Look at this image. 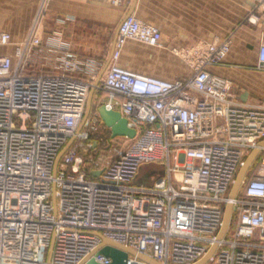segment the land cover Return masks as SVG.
I'll return each instance as SVG.
<instances>
[{"label": "built area", "instance_id": "built-area-1", "mask_svg": "<svg viewBox=\"0 0 264 264\" xmlns=\"http://www.w3.org/2000/svg\"><path fill=\"white\" fill-rule=\"evenodd\" d=\"M40 1L9 54L1 47L11 36L0 32V264H110L98 252L106 244L159 264H264V147L229 199L245 159L264 141V104L240 101L232 81L208 69L224 64L230 38L181 51L193 71L165 80L119 65L127 41L161 44L158 28L124 15L101 89L103 105L136 135L112 138L98 113L86 118L98 86L75 75L81 63L67 46L49 68H33L50 0ZM263 14L264 0H255L246 20ZM256 68L264 71V42ZM106 137L111 154L95 157ZM150 163L162 174L150 186L136 183ZM124 264L147 263L128 255Z\"/></svg>", "mask_w": 264, "mask_h": 264}, {"label": "crops", "instance_id": "crops-1", "mask_svg": "<svg viewBox=\"0 0 264 264\" xmlns=\"http://www.w3.org/2000/svg\"><path fill=\"white\" fill-rule=\"evenodd\" d=\"M21 1L33 6L37 0ZM111 1L51 0L47 14L55 19L54 35L48 30L43 32L44 45L36 49L32 56L33 68H49L60 52L57 49L60 45L67 46L81 66L92 64L107 46L105 63L108 65L118 22L130 13L140 21L155 26L161 33L157 51L141 54L151 63L165 66V63L178 62L172 59L173 52L230 38L231 47L224 64L209 67V71L231 80L240 101L264 104V71L256 68L258 49L264 42V14L255 24L246 20L255 0H119L117 4ZM1 15L0 32H8L13 41L23 39L25 26H17L18 20L7 24ZM5 28L12 29V32ZM85 44H90L91 48ZM75 74L85 78L80 72ZM91 79L87 77V80Z\"/></svg>", "mask_w": 264, "mask_h": 264}, {"label": "rangeland", "instance_id": "rangeland-1", "mask_svg": "<svg viewBox=\"0 0 264 264\" xmlns=\"http://www.w3.org/2000/svg\"><path fill=\"white\" fill-rule=\"evenodd\" d=\"M50 2L51 0L48 3H46L43 8V16L40 20V24L42 26L41 29L43 32H45V30H48L51 35H54L53 27H54L55 19L50 18L47 14V10ZM40 6H41L40 0H37L33 6H28L26 4H23L21 0H0V10H1L0 13L2 14L1 19L2 18L5 19L7 24L10 23L11 21L15 22L16 20H18L17 26L19 27H23V25L25 26L24 29L26 30V32L24 35L26 36L29 29L31 28L33 21L36 19L38 15L39 12L38 10ZM5 29L7 31L12 32L11 31L12 29L9 28H5ZM21 41L22 39L16 41L12 40L10 45L1 47V52L7 54L11 53L14 45ZM85 45H87L89 49L91 48L90 44H85ZM159 47L156 48L149 47L144 43L129 40L126 42L125 47L123 48L124 50L122 51L118 63L123 67L137 70L142 74H147L166 80H171L174 77H178V76L184 77L193 71L191 63H189V61L184 57V53H182L181 51L177 53L173 52L171 54L173 56L172 59H175L178 62L165 63L166 64L165 66L161 64L151 63V61H148L142 57V55H145L146 52L150 53L151 51L154 50L157 51ZM35 51L32 53L30 60L32 59V56L35 54ZM106 56H107V46L103 47V49L101 50V56L97 60L96 59L93 60L94 62L92 64L88 63L85 66H81V70H80V73H82L81 75L85 76L86 80L87 77L92 78L91 80H87V81L93 82L96 86H98L97 88L92 90V92H90L91 94H90L89 105L86 114V118L88 120H91L94 117V115L98 113L97 112L98 107L103 105V102L106 99V93L101 89V81L103 79L105 70L107 68V64L105 63ZM107 139L108 138L106 137L103 138L102 141H99L100 144L98 145V152L96 153V155H94L95 157L100 156L101 152L103 151L106 152V156L111 154L107 152V149H104L107 146L106 145ZM258 162H259V158L257 157L256 160L254 161V163H256L255 165H257ZM162 168L163 167L160 163H150V164L141 165V167L138 170V175L136 177L135 182L138 184L143 183L147 186L152 185L154 181H156L157 177L162 174ZM233 227H234V223L231 222L230 229L232 230Z\"/></svg>", "mask_w": 264, "mask_h": 264}, {"label": "water", "instance_id": "water-1", "mask_svg": "<svg viewBox=\"0 0 264 264\" xmlns=\"http://www.w3.org/2000/svg\"><path fill=\"white\" fill-rule=\"evenodd\" d=\"M88 105H89V100H88ZM88 105H87V110H88ZM97 112H98L100 119L104 123V125L110 129L112 138L127 137L129 139H133L135 137L136 135L135 129L130 128L128 126L126 118H124L118 111L109 110L104 105H101L98 107ZM263 147H264V141L259 145L258 148L253 149L250 152V154L247 156V158L245 159L244 164L238 171L234 184L231 187V190L229 193V199H233L238 193L241 187V184L247 175L249 168L251 167L253 162L256 160L259 154L260 148H263ZM99 173L100 172H95L93 173V175L97 176L99 175ZM230 212H231V205L228 204L226 208L225 217H224V227H223L221 235L224 233V231L226 230L228 226ZM98 252L106 257H109L111 259L110 264H124V261L128 255L136 256L140 258L141 260H143L144 262H146L147 264H159L148 256L138 255L134 251L123 249L115 245L106 244L102 246L101 248H99ZM204 262H205V259L200 261L197 264H204ZM85 264H97V263H95L91 259Z\"/></svg>", "mask_w": 264, "mask_h": 264}, {"label": "trees", "instance_id": "trees-1", "mask_svg": "<svg viewBox=\"0 0 264 264\" xmlns=\"http://www.w3.org/2000/svg\"><path fill=\"white\" fill-rule=\"evenodd\" d=\"M107 137H110V134L107 135ZM256 163L253 164L252 168L255 166Z\"/></svg>", "mask_w": 264, "mask_h": 264}]
</instances>
